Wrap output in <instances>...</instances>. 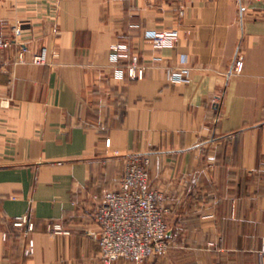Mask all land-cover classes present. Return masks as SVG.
Wrapping results in <instances>:
<instances>
[{
	"label": "crops",
	"instance_id": "crops-1",
	"mask_svg": "<svg viewBox=\"0 0 264 264\" xmlns=\"http://www.w3.org/2000/svg\"><path fill=\"white\" fill-rule=\"evenodd\" d=\"M16 25L21 45L0 51V264H106L86 198L118 189L132 155L176 249L143 264H264V1L0 0V35ZM173 31L175 48L147 38ZM118 45L141 79L115 77Z\"/></svg>",
	"mask_w": 264,
	"mask_h": 264
},
{
	"label": "built area",
	"instance_id": "built-area-1",
	"mask_svg": "<svg viewBox=\"0 0 264 264\" xmlns=\"http://www.w3.org/2000/svg\"><path fill=\"white\" fill-rule=\"evenodd\" d=\"M183 5L187 1L178 0ZM259 2L264 0H252ZM184 15L183 11L180 13ZM23 30L20 25L13 26L10 37L0 35V51L21 45ZM153 47L157 50L175 48L179 34L177 31L154 33L148 35ZM26 50H20L19 57L24 59ZM130 60V64L128 61ZM111 62L115 67V77L123 79H141L144 69H137V59L128 53L127 46L118 45L113 48ZM35 65H46L48 54L46 49L33 57ZM244 69V59L237 52L229 76L240 75ZM2 68L0 65V74ZM174 82L187 81L180 75H173ZM150 161L144 155H132L125 162L123 178L118 189L107 191L99 201L95 194L88 195L87 200L93 209L90 217L97 231L100 256L106 264L124 260L133 264H143L156 255L165 253L168 249L169 226L167 217L170 209L165 203L163 193L151 187ZM28 225V232L33 231L34 224L27 217L17 219L15 227ZM50 231L61 233L62 226L55 225ZM35 253L34 242L29 240L25 256ZM264 254V246L262 247Z\"/></svg>",
	"mask_w": 264,
	"mask_h": 264
},
{
	"label": "rangeland",
	"instance_id": "rangeland-1",
	"mask_svg": "<svg viewBox=\"0 0 264 264\" xmlns=\"http://www.w3.org/2000/svg\"><path fill=\"white\" fill-rule=\"evenodd\" d=\"M13 225H14V223H13ZM34 228L35 227H33V231H34ZM33 231H31V232H28V227H27V229H26V231H23L22 232V234L26 237V239L29 241V240H31V239H29V234H31ZM26 249V248H25ZM179 251H182V252H184V249H178ZM25 251V250H24ZM25 253V252H24ZM176 253V249H174V248H172L171 246H170V241H169V239H168V249H167V251L165 252V253H162V254H160V255H156V256H169V255H171V254H175ZM25 255V254H24ZM26 257V256H25Z\"/></svg>",
	"mask_w": 264,
	"mask_h": 264
}]
</instances>
